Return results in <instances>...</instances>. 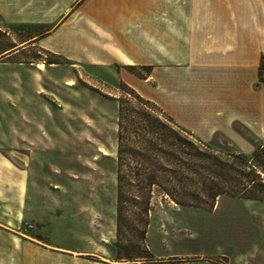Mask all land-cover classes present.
Segmentation results:
<instances>
[{
	"label": "rangeland",
	"instance_id": "rangeland-1",
	"mask_svg": "<svg viewBox=\"0 0 264 264\" xmlns=\"http://www.w3.org/2000/svg\"><path fill=\"white\" fill-rule=\"evenodd\" d=\"M118 18L103 12L97 16L98 21L111 23ZM37 31L11 27L0 20V46L19 51L11 61L0 57L1 63L8 61L0 64V154L11 146V208L0 209V216L11 218V224L0 225V232L8 227L12 234L0 235V264H100L112 262L116 253L137 257L148 250L147 233L155 231L179 239L156 243L158 253L218 249L242 257L248 250L264 252L263 202H237L244 199L223 195L217 200L233 202L221 204L211 213L214 207L210 209L208 202L204 208L185 209L156 187L147 207L144 239L136 230L145 207L131 200L124 205V229L117 235L118 100H123L126 122L132 123L125 129L121 167L127 198H133L137 189L132 175L137 171L138 157L133 154L140 155L144 147L134 132L130 133L138 127V119L128 118V111L164 119L152 104H139L122 93V83L114 71H119L117 64L91 67L80 62L70 66L37 43H22ZM132 34L97 32L94 45L97 52L109 55L122 48L120 44ZM140 34L145 41L151 36L150 32ZM85 36L81 32L79 39L87 41ZM148 43L149 47L124 49L144 63L141 65H150V40ZM138 73L145 74L143 67H138ZM136 88L146 100L163 96L150 82ZM164 134L169 136L167 131ZM205 143L212 144L222 160L238 152L225 137ZM164 152L169 150L164 148ZM163 167L176 170L167 160ZM192 187L198 188V184Z\"/></svg>",
	"mask_w": 264,
	"mask_h": 264
},
{
	"label": "crops",
	"instance_id": "crops-1",
	"mask_svg": "<svg viewBox=\"0 0 264 264\" xmlns=\"http://www.w3.org/2000/svg\"><path fill=\"white\" fill-rule=\"evenodd\" d=\"M101 12L119 18L101 22ZM0 20L37 29L22 43H37L70 66L117 64L120 84L137 93V85L150 82L155 92L163 91L152 102L203 142L225 137L245 154L264 144V0H0ZM111 31L134 34L109 55L97 52L96 33ZM81 32L87 41L79 39ZM143 32L151 33L147 41ZM149 40L150 65L124 49L149 47ZM13 48L0 50V57L11 61L19 54ZM144 66L151 71L141 78L129 70ZM6 150L0 154V209L11 208V146ZM230 202L217 200L211 213ZM8 223L11 218L0 216V225ZM6 228L0 235H12ZM155 232L146 236L152 260L129 264H264V252L256 250L242 257L218 249L158 253L157 244L179 239Z\"/></svg>",
	"mask_w": 264,
	"mask_h": 264
},
{
	"label": "trees",
	"instance_id": "trees-1",
	"mask_svg": "<svg viewBox=\"0 0 264 264\" xmlns=\"http://www.w3.org/2000/svg\"><path fill=\"white\" fill-rule=\"evenodd\" d=\"M0 50L4 51V48L0 46ZM262 67H264V63L261 64V69ZM143 69L145 74H139L135 67L129 68L134 75L140 78L150 74L151 71L148 66H144ZM122 86L123 94L133 97L139 104H152L164 120L162 121L159 117H151L147 112L133 110L129 113L128 111V118L138 119L136 123L138 127L130 133L134 132V138L139 140L138 143L143 144L144 147L142 152L140 151V155L139 153L133 154L138 157L137 171L132 175V178L137 182V189L135 195H132L133 198H127L126 183L121 174V167L124 155V133L132 123L126 122L123 100H118L117 235H121L124 229V205L131 200L145 207L143 215L139 219L140 229L136 230L138 235H142L141 239H144L148 226V222L145 220L148 213L147 207L155 187L181 207L204 208L208 202L207 206L211 209L217 199L223 195L233 199L264 203V178H261L264 175V144L255 145L252 152L248 154L229 153L227 154L228 159L222 160L220 155H217L219 152L213 150L212 144L203 142L180 126L152 101L144 99L127 85L122 84ZM164 131L169 133L168 137ZM168 138L169 143L167 142ZM189 138L194 141H189ZM164 148L169 150L168 154L164 152ZM186 148H189L188 152ZM166 160L175 166L176 170L164 168ZM236 176L238 180H235ZM166 184H172L174 187L169 189ZM195 184H198V188L192 187ZM226 185L227 189L223 187ZM191 187L192 189H190ZM150 260H152V255L147 249L137 257L121 256L118 253L114 257V261L118 263Z\"/></svg>",
	"mask_w": 264,
	"mask_h": 264
},
{
	"label": "bare ground",
	"instance_id": "bare-ground-1",
	"mask_svg": "<svg viewBox=\"0 0 264 264\" xmlns=\"http://www.w3.org/2000/svg\"><path fill=\"white\" fill-rule=\"evenodd\" d=\"M42 67V66H41Z\"/></svg>",
	"mask_w": 264,
	"mask_h": 264
}]
</instances>
